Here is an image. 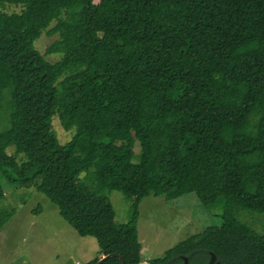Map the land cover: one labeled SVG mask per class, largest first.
Instances as JSON below:
<instances>
[{
    "label": "trees",
    "instance_id": "1",
    "mask_svg": "<svg viewBox=\"0 0 264 264\" xmlns=\"http://www.w3.org/2000/svg\"><path fill=\"white\" fill-rule=\"evenodd\" d=\"M5 4L23 9L0 13V203L2 181L33 187L111 255L101 264L143 261L144 198L193 194L232 215L264 213V0ZM43 33L58 36L45 54L34 47ZM54 117L74 129L65 144ZM111 192L132 201L126 223L114 221ZM13 211L0 205V229ZM211 254L264 264V234L230 216L147 262L207 264Z\"/></svg>",
    "mask_w": 264,
    "mask_h": 264
},
{
    "label": "rangeland",
    "instance_id": "2",
    "mask_svg": "<svg viewBox=\"0 0 264 264\" xmlns=\"http://www.w3.org/2000/svg\"><path fill=\"white\" fill-rule=\"evenodd\" d=\"M22 9L21 6L5 4L0 6V13H20ZM57 39V35L49 37L43 33L34 42V47L45 54ZM60 58L59 53L45 55L50 63ZM52 130L60 144L70 141L74 134V129L65 131L57 117L52 121ZM135 150H139L138 146ZM13 152L14 147L6 149L9 155ZM1 185L5 199L0 205L14 211L0 229V264H88L101 256L96 240L79 236L46 196L33 187L30 190L18 188L6 181ZM108 198L114 210L115 223H126L130 218L132 201L120 192H111ZM138 211L140 257L146 262L163 258L180 242L208 227L221 225L230 216L264 234V213L238 210L232 215L222 211L221 202L204 206L193 194L171 200L163 196L144 198Z\"/></svg>",
    "mask_w": 264,
    "mask_h": 264
},
{
    "label": "water",
    "instance_id": "3",
    "mask_svg": "<svg viewBox=\"0 0 264 264\" xmlns=\"http://www.w3.org/2000/svg\"><path fill=\"white\" fill-rule=\"evenodd\" d=\"M109 257H111V255L101 256V257L99 258V260H98L95 264H101L104 260H106V259L109 258ZM117 257L120 259L121 264H124V261L122 260V258H121L120 256H117ZM184 260H185V263H184V264H186V261H187L186 258H185ZM139 264H150V263L142 261V262L139 263ZM207 264H218V263L216 262V257H215L214 254H211L210 259H209V261H208Z\"/></svg>",
    "mask_w": 264,
    "mask_h": 264
},
{
    "label": "crops",
    "instance_id": "4",
    "mask_svg": "<svg viewBox=\"0 0 264 264\" xmlns=\"http://www.w3.org/2000/svg\"><path fill=\"white\" fill-rule=\"evenodd\" d=\"M28 190H30V189H28ZM100 257H101V256H100ZM100 257H99V258H100ZM143 261H144V260H143ZM144 262H146V261H144Z\"/></svg>",
    "mask_w": 264,
    "mask_h": 264
}]
</instances>
